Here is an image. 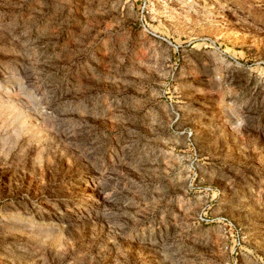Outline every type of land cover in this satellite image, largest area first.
<instances>
[{
	"label": "rangeland",
	"instance_id": "rangeland-1",
	"mask_svg": "<svg viewBox=\"0 0 264 264\" xmlns=\"http://www.w3.org/2000/svg\"><path fill=\"white\" fill-rule=\"evenodd\" d=\"M0 264H264V0H0Z\"/></svg>",
	"mask_w": 264,
	"mask_h": 264
}]
</instances>
